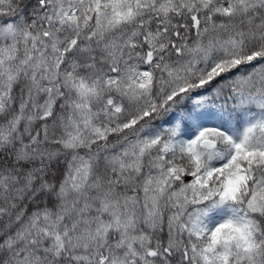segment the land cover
Returning a JSON list of instances; mask_svg holds the SVG:
<instances>
[{
  "label": "snow or ice",
  "instance_id": "snow-or-ice-1",
  "mask_svg": "<svg viewBox=\"0 0 264 264\" xmlns=\"http://www.w3.org/2000/svg\"><path fill=\"white\" fill-rule=\"evenodd\" d=\"M0 264H264V0H0Z\"/></svg>",
  "mask_w": 264,
  "mask_h": 264
}]
</instances>
